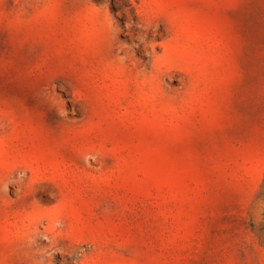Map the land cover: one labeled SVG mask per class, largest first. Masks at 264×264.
<instances>
[{
    "label": "rangeland",
    "instance_id": "374dc122",
    "mask_svg": "<svg viewBox=\"0 0 264 264\" xmlns=\"http://www.w3.org/2000/svg\"><path fill=\"white\" fill-rule=\"evenodd\" d=\"M0 264H264V0H0Z\"/></svg>",
    "mask_w": 264,
    "mask_h": 264
}]
</instances>
